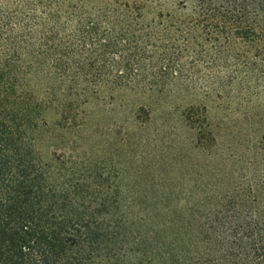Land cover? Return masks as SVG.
Instances as JSON below:
<instances>
[{
  "label": "trees",
  "instance_id": "16d2710c",
  "mask_svg": "<svg viewBox=\"0 0 264 264\" xmlns=\"http://www.w3.org/2000/svg\"><path fill=\"white\" fill-rule=\"evenodd\" d=\"M189 54L264 77V0H0V264H264L257 184L133 220L115 183L38 152L48 109L76 121L104 91L162 95Z\"/></svg>",
  "mask_w": 264,
  "mask_h": 264
},
{
  "label": "rangeland",
  "instance_id": "374dc122",
  "mask_svg": "<svg viewBox=\"0 0 264 264\" xmlns=\"http://www.w3.org/2000/svg\"><path fill=\"white\" fill-rule=\"evenodd\" d=\"M192 56L162 95L104 91L76 121L48 109L42 161L115 183L120 210L133 220L168 211L159 204L166 198L187 213L190 201L236 198L254 184L264 193V77Z\"/></svg>",
  "mask_w": 264,
  "mask_h": 264
}]
</instances>
